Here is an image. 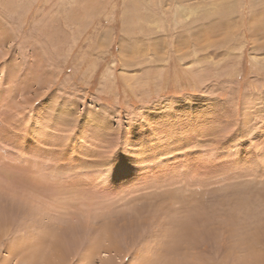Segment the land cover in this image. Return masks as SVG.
I'll return each instance as SVG.
<instances>
[{
  "label": "rangeland",
  "instance_id": "1",
  "mask_svg": "<svg viewBox=\"0 0 264 264\" xmlns=\"http://www.w3.org/2000/svg\"><path fill=\"white\" fill-rule=\"evenodd\" d=\"M179 259L264 264V0H0V264Z\"/></svg>",
  "mask_w": 264,
  "mask_h": 264
},
{
  "label": "bare ground",
  "instance_id": "2",
  "mask_svg": "<svg viewBox=\"0 0 264 264\" xmlns=\"http://www.w3.org/2000/svg\"><path fill=\"white\" fill-rule=\"evenodd\" d=\"M192 235V234H191ZM123 241V240H122ZM118 248V247H117ZM120 248H118V250L117 249H115V250H117V251H119V253L121 252L120 250H119ZM106 254V253H105ZM107 255V254H106ZM108 256V255H107ZM197 257V256H196ZM181 264L180 262H178V260L176 261H167V263L166 264ZM202 264V263H201Z\"/></svg>",
  "mask_w": 264,
  "mask_h": 264
},
{
  "label": "crops",
  "instance_id": "3",
  "mask_svg": "<svg viewBox=\"0 0 264 264\" xmlns=\"http://www.w3.org/2000/svg\"><path fill=\"white\" fill-rule=\"evenodd\" d=\"M184 258H185V257H184ZM179 262L182 264L183 261L181 262V259H179ZM184 264H187V263L184 261Z\"/></svg>",
  "mask_w": 264,
  "mask_h": 264
}]
</instances>
